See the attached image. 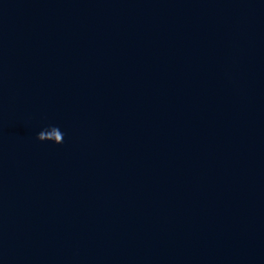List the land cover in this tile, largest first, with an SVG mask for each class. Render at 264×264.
<instances>
[{"label": "water", "instance_id": "1", "mask_svg": "<svg viewBox=\"0 0 264 264\" xmlns=\"http://www.w3.org/2000/svg\"><path fill=\"white\" fill-rule=\"evenodd\" d=\"M0 264H264V0H0Z\"/></svg>", "mask_w": 264, "mask_h": 264}, {"label": "clouds", "instance_id": "2", "mask_svg": "<svg viewBox=\"0 0 264 264\" xmlns=\"http://www.w3.org/2000/svg\"><path fill=\"white\" fill-rule=\"evenodd\" d=\"M53 131L51 132V134L49 135H45L43 132L40 133V135L38 136V141H45V140H49V141H54L55 145H60L63 142V134L62 132L59 130V128L53 126Z\"/></svg>", "mask_w": 264, "mask_h": 264}]
</instances>
